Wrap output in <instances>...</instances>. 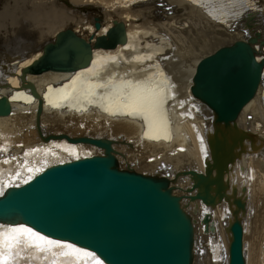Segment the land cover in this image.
<instances>
[{"label":"bare ground","instance_id":"1","mask_svg":"<svg viewBox=\"0 0 264 264\" xmlns=\"http://www.w3.org/2000/svg\"><path fill=\"white\" fill-rule=\"evenodd\" d=\"M92 16L100 22L98 30ZM115 21L123 25L125 42L93 50L88 66L26 77L42 101L39 129L50 138L41 140L35 127L38 102L22 88V69L58 32L70 29L94 42ZM255 35L260 62L264 0H0V43L6 42L0 49V97L11 106L10 115L0 117V195L50 166L102 154L64 136L109 139L120 168L169 179L196 224L209 215L214 233H199L203 252L194 255L193 264H227V204L210 209L189 201L188 176H175L202 172L209 157L211 114L190 93L197 64ZM233 125L245 137L225 174L227 192L235 189L245 202V264H264V67L254 96ZM21 225L0 224V252L7 254L8 264H94L91 257L62 246L70 242L52 239L61 245H49L29 233L12 232ZM9 236L16 238L11 249L3 243Z\"/></svg>","mask_w":264,"mask_h":264},{"label":"water","instance_id":"2","mask_svg":"<svg viewBox=\"0 0 264 264\" xmlns=\"http://www.w3.org/2000/svg\"><path fill=\"white\" fill-rule=\"evenodd\" d=\"M93 27H100L97 18ZM92 40L70 29L60 31L52 42L43 45L41 56L22 69L18 78L22 88L38 102L35 127L41 140L50 138L39 129L42 101L26 77L88 66L93 50L125 42L123 25L115 21L105 35ZM257 41V35L248 36L197 64L190 93L211 114L209 157L202 172L189 170L175 176H188L185 192L189 201H200L210 209L227 204L231 213L225 226L227 264H245L241 222L245 202L236 196L235 189L227 192L225 174L245 137L233 123L254 96L262 77L264 60L257 62L253 49ZM10 113L9 99L1 96L0 117ZM64 138L94 146L102 154L50 166L26 184L7 188L0 195V224L20 223L44 237L86 248L105 264H193L197 220L182 208V196L174 193L173 182L158 174L120 168L109 139ZM201 220L206 231L214 232L213 225H208V214Z\"/></svg>","mask_w":264,"mask_h":264},{"label":"snow or ice","instance_id":"3","mask_svg":"<svg viewBox=\"0 0 264 264\" xmlns=\"http://www.w3.org/2000/svg\"><path fill=\"white\" fill-rule=\"evenodd\" d=\"M12 232H14V233H29L35 239H37L39 241L46 242L49 245H52V244L61 245L60 241L50 240L47 237L41 236L39 233L33 232L32 229L24 228L23 226H19L15 229H12ZM14 240H16V238L12 237V236L4 237L3 243L7 246L8 249H11L12 242ZM62 246L67 247V248H69L75 252H81V253H83L84 256L91 257L94 261V264H102V262L91 252H87L83 249H76L75 246L71 245V244L62 245ZM0 262H2V264H8V256L4 252H0Z\"/></svg>","mask_w":264,"mask_h":264},{"label":"built area","instance_id":"4","mask_svg":"<svg viewBox=\"0 0 264 264\" xmlns=\"http://www.w3.org/2000/svg\"><path fill=\"white\" fill-rule=\"evenodd\" d=\"M119 164V163H118ZM174 185V184H173ZM174 193L177 194L175 192V186H174ZM178 195V194H177ZM209 227L211 225H213L211 223V221H209L208 223ZM201 232L202 236L203 235H206V234H210V233H214V232H211V231H206V228L205 226L202 224V220H199V223L195 225V240H194V246H193V253L194 255L198 252L199 255L202 254L203 250H201V246H202V243H201V238H199V233Z\"/></svg>","mask_w":264,"mask_h":264},{"label":"rangeland","instance_id":"5","mask_svg":"<svg viewBox=\"0 0 264 264\" xmlns=\"http://www.w3.org/2000/svg\"><path fill=\"white\" fill-rule=\"evenodd\" d=\"M160 8H162V7H160ZM167 12H168V10H166ZM171 11H169V13H170ZM83 14H85V12H82ZM82 14V15H83ZM95 19V17H93L92 16V18H91V20L93 21ZM10 35V38H12L13 37V35L12 34H9ZM12 35V36H11ZM16 38V37H15ZM32 42V41H31ZM6 44V42H3V43H0V49H2V48H4V45ZM9 45H11L12 46V41H10L9 43H8ZM14 47V46H13ZM15 50H17L16 48H14ZM24 49V48H23ZM25 51H28V50H26V49H24Z\"/></svg>","mask_w":264,"mask_h":264}]
</instances>
